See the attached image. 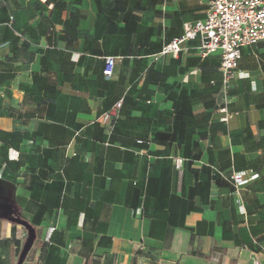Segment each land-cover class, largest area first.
<instances>
[{
	"label": "crops",
	"instance_id": "crops-1",
	"mask_svg": "<svg viewBox=\"0 0 264 264\" xmlns=\"http://www.w3.org/2000/svg\"><path fill=\"white\" fill-rule=\"evenodd\" d=\"M209 6L0 0V264L17 219L36 232L24 264H264V42L228 88L198 40L160 55Z\"/></svg>",
	"mask_w": 264,
	"mask_h": 264
},
{
	"label": "built area",
	"instance_id": "built-area-1",
	"mask_svg": "<svg viewBox=\"0 0 264 264\" xmlns=\"http://www.w3.org/2000/svg\"><path fill=\"white\" fill-rule=\"evenodd\" d=\"M198 40L197 49L202 57L220 54V71L225 88L232 85L242 56L243 47L264 42V0H210L209 10L203 19L186 21L181 35L165 44L160 55L178 57L184 43ZM114 56H107L103 73L113 74ZM122 101L115 105L120 108ZM220 120L228 122L233 113L224 105L218 109ZM183 159H176V166L181 168ZM245 177L244 172L232 173L230 179L236 187L247 184L252 178ZM254 264L258 261L253 259Z\"/></svg>",
	"mask_w": 264,
	"mask_h": 264
},
{
	"label": "water",
	"instance_id": "water-1",
	"mask_svg": "<svg viewBox=\"0 0 264 264\" xmlns=\"http://www.w3.org/2000/svg\"><path fill=\"white\" fill-rule=\"evenodd\" d=\"M17 221L19 223H21L22 225H24L28 231V236H27L26 242H25V244H24V246L20 252V255H19V258L17 261V264H24V261L28 255L29 251L31 250L34 241H35L36 232H35V228L30 223H28L27 221L22 220V219H17Z\"/></svg>",
	"mask_w": 264,
	"mask_h": 264
},
{
	"label": "rangeland",
	"instance_id": "rangeland-1",
	"mask_svg": "<svg viewBox=\"0 0 264 264\" xmlns=\"http://www.w3.org/2000/svg\"><path fill=\"white\" fill-rule=\"evenodd\" d=\"M10 204V186L0 179V213H8Z\"/></svg>",
	"mask_w": 264,
	"mask_h": 264
}]
</instances>
